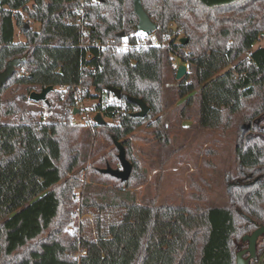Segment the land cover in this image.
Returning <instances> with one entry per match:
<instances>
[{"label":"trees","instance_id":"16d2710c","mask_svg":"<svg viewBox=\"0 0 264 264\" xmlns=\"http://www.w3.org/2000/svg\"><path fill=\"white\" fill-rule=\"evenodd\" d=\"M136 2L160 43L122 51L119 34L139 24ZM81 5L92 38L112 46H81L80 27L68 23ZM263 36L264 0H0V72L25 60L0 88V264H236L239 241L255 228L241 210L264 216L261 178L232 187L231 206L161 204L137 200L132 187L146 180L137 163L128 180L103 169L119 160L115 139L129 157L146 124L167 149L171 129L193 117L199 129L236 131L239 171L263 167L264 46L253 50ZM174 57L190 62L181 79ZM49 85L58 99L60 87L68 94L43 122L37 104L45 101H21ZM110 88L123 92L122 105L99 107L112 122L93 130L70 122L80 95L97 101ZM135 99L150 107L147 115H137ZM77 196L82 213L94 216L79 237L66 229ZM108 212L120 217L109 222ZM79 248L86 254L77 257Z\"/></svg>","mask_w":264,"mask_h":264},{"label":"rangeland","instance_id":"374dc122","mask_svg":"<svg viewBox=\"0 0 264 264\" xmlns=\"http://www.w3.org/2000/svg\"><path fill=\"white\" fill-rule=\"evenodd\" d=\"M18 38H23L19 29ZM260 46H264V36L253 44V50ZM172 84L173 81L169 80L167 86ZM12 90L15 87L8 89L3 96L4 100L17 97V94L25 91V86L19 88L16 95L11 93ZM50 100L52 113L49 119L61 110L58 94L51 93ZM21 102L24 107H29V100ZM85 103L87 106L92 104L90 101ZM84 117L86 115L83 110L77 114L78 119ZM7 120L12 121L13 117ZM106 121L112 122L110 118H106ZM194 121V117L182 119L181 127L177 125L171 129V143L167 149L153 138L146 124L135 131L132 152L128 158L137 163L146 174L144 183L132 187L138 201L150 203L155 199L161 204H187L201 200L203 205L231 206L226 180L236 172L238 135L235 130L222 132L199 129L194 127ZM174 149L176 152L169 155ZM93 160L94 158H90L89 162ZM112 165L114 168H122L119 160H114ZM87 166L88 164L84 165L85 168ZM199 195L201 199L197 198ZM75 199L77 204L71 210L69 226L66 229L79 237L81 222L84 225H93L94 216L90 213L83 214L80 199L78 196ZM108 215L109 222L120 217L111 212Z\"/></svg>","mask_w":264,"mask_h":264},{"label":"built area","instance_id":"2783aa9c","mask_svg":"<svg viewBox=\"0 0 264 264\" xmlns=\"http://www.w3.org/2000/svg\"><path fill=\"white\" fill-rule=\"evenodd\" d=\"M68 23H74L80 27L81 34H82L81 35V46L96 45L99 47H108V46L113 45V43L110 40H107V42L104 43L100 40H95L94 38H92L91 30H90V20H88L87 18L86 7L84 5H81V7L75 10L74 19L69 20ZM131 38L137 39L135 44L131 43L130 41ZM159 43H160V40L155 31L152 33H147L146 31L142 29H137V30L134 29L129 34H126L125 37H123V41L117 44V47L122 51H126V50L131 49L132 47L133 48H140V47L148 48L150 45H157ZM181 65L185 66L187 72L190 71L189 61L183 62L178 57H174L173 68L178 70ZM21 74L22 73L18 74V76H20ZM59 89L62 91L63 94H61V97H60L61 99L59 98L58 101L66 99L67 94H68V87L62 86ZM47 98L49 100V103L37 104L41 108L39 110L38 116L43 122L47 121L52 113V109H51L52 100H50V94L47 96ZM85 102L86 100H84L82 95H80L78 97V104L74 107V110L78 109V112L74 113L73 111L70 122L72 124L84 123L89 129L93 130V125L94 123H96V121L94 120V115L97 112H101L99 107L120 106L122 105V98H118L115 94L110 92V94L105 93L97 101H91L92 104H90V106H87ZM30 103H34V101L30 99L28 104ZM82 110L84 111L86 117L78 119L77 114L82 113ZM84 254H86V250L79 248L77 252V257H80Z\"/></svg>","mask_w":264,"mask_h":264},{"label":"water","instance_id":"95a60500","mask_svg":"<svg viewBox=\"0 0 264 264\" xmlns=\"http://www.w3.org/2000/svg\"><path fill=\"white\" fill-rule=\"evenodd\" d=\"M136 12L139 16V24L134 28L135 30L142 29V30L146 31L147 33H152L157 29V24H155L151 20V18L148 16L146 11L142 8L140 2H136ZM26 28H28V25L26 26ZM119 36L125 37L126 33L121 32L119 34ZM181 40L183 42L187 41L186 38H182ZM24 61L25 60H21L20 58H15V59L10 60L7 63L5 69L0 72V88L3 87L8 82V80L10 78H12V76L15 73L16 67L21 62H24ZM186 73H187V70H186L185 66L181 65L176 72L177 79H181L182 77H184L186 75ZM53 89H54V86L49 85V86L43 87L40 91L35 90L31 93L30 98L34 101H45L46 103H49L47 95L51 91H53ZM109 90L113 94H115L118 98L123 97V92L121 89L110 88ZM135 102L140 106V111L137 113V115L145 116L149 113L150 107L148 105H146L145 102H143L140 99H135ZM76 112H78V109L74 110V113H76ZM94 120L97 122V124H100V125L107 123V121L105 120V118L101 112H97L94 115ZM249 128H250L249 124L242 125V127H241L242 133L247 132L249 130ZM115 146L119 150L118 156H119V161L122 165V168H112L109 166V167L103 169V172L109 173L115 177L122 179V180H128L131 173H132V170H133V163L128 159L126 148L122 142L115 139ZM262 233H264V225L262 227L256 229L251 235L245 236V238H244L245 240L249 239L250 246H251L250 249L253 252H255L256 241ZM236 264H248V260L243 257L242 251H239L237 253Z\"/></svg>","mask_w":264,"mask_h":264},{"label":"flooded vegetation","instance_id":"af4514ba","mask_svg":"<svg viewBox=\"0 0 264 264\" xmlns=\"http://www.w3.org/2000/svg\"><path fill=\"white\" fill-rule=\"evenodd\" d=\"M262 128L264 129V126ZM245 133H242V134H245ZM237 166H236V172L233 175H231L229 178H227L226 180L227 192L229 193L230 202L234 200L231 197V192H230L232 187H241L243 185L248 186L251 183L255 182L256 180H260V178L261 180L259 184L264 185V166L259 167L257 169H253L254 171H251V172L257 173L255 176L248 169H246V173L244 174L243 173L244 171H239L237 169L238 168ZM248 198H251V197H248ZM258 203H262V205H264V198L260 199ZM241 213L243 216H246L250 222H253L255 224V228L243 234L241 240L238 243L236 253H238L239 251H242L243 257L248 260V264H264V233H262L256 241L255 252H253L250 249L251 246H250L249 239H246V240L244 239L245 236L251 235L256 229L264 225V216L261 219V221H257V220H260L257 216H256L257 218H255L254 216L244 213L242 210H241ZM247 225L249 227V224ZM236 261H237V258H236Z\"/></svg>","mask_w":264,"mask_h":264},{"label":"crops","instance_id":"0c3cea01","mask_svg":"<svg viewBox=\"0 0 264 264\" xmlns=\"http://www.w3.org/2000/svg\"><path fill=\"white\" fill-rule=\"evenodd\" d=\"M31 99V98H30ZM34 101V100H33Z\"/></svg>","mask_w":264,"mask_h":264}]
</instances>
